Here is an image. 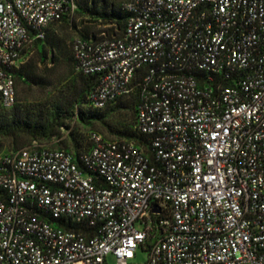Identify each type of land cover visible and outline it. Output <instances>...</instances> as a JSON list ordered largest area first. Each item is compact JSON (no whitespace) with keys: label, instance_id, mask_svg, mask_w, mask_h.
<instances>
[{"label":"built area","instance_id":"1","mask_svg":"<svg viewBox=\"0 0 264 264\" xmlns=\"http://www.w3.org/2000/svg\"><path fill=\"white\" fill-rule=\"evenodd\" d=\"M75 0H0V101ZM73 41L101 109L137 95L133 139L0 155V264H264V0H127ZM156 207V210H154ZM136 223L143 226L136 228Z\"/></svg>","mask_w":264,"mask_h":264},{"label":"rangeland","instance_id":"2","mask_svg":"<svg viewBox=\"0 0 264 264\" xmlns=\"http://www.w3.org/2000/svg\"><path fill=\"white\" fill-rule=\"evenodd\" d=\"M125 1L75 0L74 13L53 24L43 43L21 55L15 66L17 103L6 108L0 101V155L33 141L76 152L90 144L91 131L107 140L134 138V95L100 110L89 108L84 102L88 80L75 71L73 59L77 37L97 39L122 32L125 21L119 6ZM111 13L116 20H111ZM15 123L21 127L13 128ZM35 126L49 130L41 136ZM136 228L143 226L136 223ZM146 260L147 253L139 248L131 263ZM115 262L114 256L107 257L108 264Z\"/></svg>","mask_w":264,"mask_h":264},{"label":"trees","instance_id":"3","mask_svg":"<svg viewBox=\"0 0 264 264\" xmlns=\"http://www.w3.org/2000/svg\"><path fill=\"white\" fill-rule=\"evenodd\" d=\"M124 17H122V19H124V21L126 20V15L125 14H123V13H121ZM110 17H111V20H116L115 19V17H114V14L113 13H111L110 15H109ZM119 24L121 23V22H118ZM50 29V28H49ZM48 32V31H47ZM46 38H47V34H46V37H45V39L44 40H42V41H38V42H36L37 44H40V43H43L45 40H46ZM35 43V44H36ZM73 59H74V57H73ZM74 65H75V63H74ZM76 71V70H75ZM78 73V72H77ZM80 74V73H79ZM80 75H82V76H84L87 80H88V89H87V92H86V94H85V99H84V102H85V104L88 106V104H87V102H86V95H87V93H88V91L90 90V88L93 86V84H94V77H91V76H85V75H83V74H80ZM15 76H16V74H15ZM134 95V98H135V104H136V99H137V95L136 94H133ZM121 99H123V98H121ZM121 99H118V100H116V101H114V102H117V101H119V100H121ZM114 102H112V103H114ZM111 104V103H110ZM135 104H134V115H135ZM109 105V104H108ZM89 107V106H88ZM89 108H91V107H89ZM93 110H100V109H94V108H92ZM102 109V108H101ZM12 127L13 128H20L21 127V124L20 123H15V124H13L12 125ZM45 127H36L35 126V128L34 129H36L37 130V133H41V136H45L46 134H47V131L49 130V127H46L45 129H44ZM135 133V132H134ZM137 135L135 134V136H134V138L136 137ZM89 146V145H88ZM88 146L87 147H84V148H82V149H80V150H78V151H74V153H76V154H78L79 155V153L80 152H82L83 150H85V149H87L88 148Z\"/></svg>","mask_w":264,"mask_h":264},{"label":"water","instance_id":"4","mask_svg":"<svg viewBox=\"0 0 264 264\" xmlns=\"http://www.w3.org/2000/svg\"><path fill=\"white\" fill-rule=\"evenodd\" d=\"M154 210H156V207H154Z\"/></svg>","mask_w":264,"mask_h":264}]
</instances>
